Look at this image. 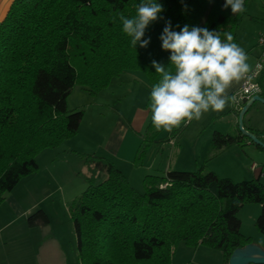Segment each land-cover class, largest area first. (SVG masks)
<instances>
[{"label":"trees","instance_id":"obj_1","mask_svg":"<svg viewBox=\"0 0 264 264\" xmlns=\"http://www.w3.org/2000/svg\"><path fill=\"white\" fill-rule=\"evenodd\" d=\"M140 2L11 0L0 22V205L24 177L39 173L41 152L58 148L79 133L85 112L67 106L77 85L96 96L125 72H141L150 85L146 108L151 115L145 133L139 134L143 143H169L186 129L187 120L161 136L149 109L152 88L162 79L152 61L175 73L170 52L162 49L160 40L165 22L170 20L177 32L184 25L229 32L238 44L247 0L246 11L236 15L223 8L225 0H157L163 5V18L146 29L148 47L135 48L123 32L119 14L132 18ZM260 2L264 11V0ZM233 111L239 116L240 111ZM245 128L264 144V129ZM247 144L264 152L238 125L234 133L215 131L200 168L146 175L143 192L108 159L82 155L87 188L69 206L80 263L173 264L182 243L218 250L222 264H229L234 250L253 243L241 232L238 218L246 204L261 206L256 227L264 236V185L261 175L243 182L222 178L207 163L233 146ZM147 146H141L137 160ZM27 224L45 226L49 218L38 209Z\"/></svg>","mask_w":264,"mask_h":264},{"label":"rangeland","instance_id":"obj_2","mask_svg":"<svg viewBox=\"0 0 264 264\" xmlns=\"http://www.w3.org/2000/svg\"><path fill=\"white\" fill-rule=\"evenodd\" d=\"M10 1L0 0V19H2L1 17L8 9ZM149 86V81L143 73L128 71L114 79L107 89L101 91L96 96H91L79 85L74 87L67 100L68 109L84 110L86 116L85 128L89 127V129L96 132L97 136L94 143L89 144L88 142L86 144L87 137L84 135L85 133L81 135L80 138L84 139V141L79 140L82 143L81 147L88 149L90 152L78 154V156L80 155L78 160L83 162L81 166L74 173L72 172L70 176L60 178L65 194L63 199L68 201L76 199L78 197L76 195H79L81 190L83 191L87 188V183L83 176L85 173V159L82 155H98L108 159L115 166L121 165L122 172L127 177L129 183L136 190L143 192V181L142 183L141 181L136 182L134 178L140 179L141 176L144 177L146 174L155 175V172L149 171L152 163L158 166L170 164L171 162V169H174L176 162V155L174 153H178V150L181 149V164L176 166L178 169L175 170L196 171L204 163L203 161L198 164L199 156L207 150L213 133L215 131L223 134L235 132L238 125V115L233 111V106L230 107L229 103H226L222 111L217 112L210 109L208 113L202 115L199 121L195 119L190 121L186 129L171 141L174 142L172 145L168 143H143L142 137L139 134L145 133V129L151 118L146 108ZM251 115H254L256 118L258 127L264 128V105L257 102L250 110L249 115L245 118V125L247 127L249 126L248 119ZM96 117L104 120L102 129H96L95 124L91 126L93 120H96L97 123ZM127 121L131 123V128ZM124 132L126 133L125 135ZM169 134L170 132L162 129L161 136ZM107 141H109L108 145ZM110 141H119L121 143L119 152H113L114 149L110 146ZM165 144L168 145L165 146ZM141 146H147V148L140 160H137ZM220 155L208 161L207 165L210 163L218 171L216 173L220 177L229 178L234 182L255 179L256 171L252 169V165H257V170L264 166V152L259 151L253 145L245 148L236 145L225 150ZM136 161L138 162L137 165L135 164ZM262 174H264V171ZM260 181L264 185V175L261 176ZM56 196L59 198L60 192ZM72 201L67 204L68 212L62 213V217L66 216L67 218L68 213L70 215L69 206ZM260 214L261 206L259 204H246L238 213V218L241 221V232L251 238L254 244L264 248V236L256 227V221ZM58 228L56 232L61 238L62 247L70 264H81L78 260L77 238L71 216L70 220H62L58 224ZM46 235L50 236L47 232L40 233L39 231H33L32 237L39 238ZM36 249L40 250V256L35 261L32 257L31 262L26 258L23 261L26 262L24 264H46V255L58 253V249L54 246L52 247L48 242H45L43 245L40 244L39 248ZM182 249H185L186 252L183 255L178 253L176 258L174 255L173 264L223 263V255L218 250L203 246L201 249H194L181 243L177 246L176 251L181 252L180 250ZM52 263L55 264L56 262L53 261Z\"/></svg>","mask_w":264,"mask_h":264},{"label":"clouds","instance_id":"obj_3","mask_svg":"<svg viewBox=\"0 0 264 264\" xmlns=\"http://www.w3.org/2000/svg\"><path fill=\"white\" fill-rule=\"evenodd\" d=\"M223 8H231L233 15L246 11L244 0H225ZM163 11V5L157 0H141L132 18L119 14L123 32L131 37L133 47L138 44L141 48L148 47L151 38L144 39L146 29L163 18L160 16ZM160 40L162 49L170 52L175 73L152 61L156 73L162 76L152 88L149 103L157 131L171 132L182 121H199L210 109L222 111L231 99L227 90L249 72L247 55L233 42L234 37L229 32L188 25L177 32L167 20Z\"/></svg>","mask_w":264,"mask_h":264},{"label":"crops","instance_id":"obj_4","mask_svg":"<svg viewBox=\"0 0 264 264\" xmlns=\"http://www.w3.org/2000/svg\"><path fill=\"white\" fill-rule=\"evenodd\" d=\"M6 12L1 17L2 19L4 18ZM247 14L248 15L242 20L238 30V46L241 47L247 55L246 62L249 65L248 73H251L254 70L257 59L261 54V49L258 46V38L261 34H264V11L261 8L260 0H247ZM2 19H0V22ZM261 78L262 92L260 95L264 98V72L262 73ZM243 81L244 77L238 82L234 81L227 90V95L231 97L234 92L238 91ZM227 103H229L230 107H232L231 99H229ZM255 105L256 103L253 104L251 109ZM249 112L245 115V118L247 115H249ZM85 118L86 116L81 123L79 133L75 137L65 141L56 149H47L38 155L37 162L40 166L39 173L24 177L18 183V185L7 194L4 203L0 205V264H24L26 262L23 261L26 258L29 262H31L32 257L35 261V259L40 256V250L36 248H39V245H43L45 242H48L52 245V247L54 246L58 249L57 254L49 253V255H46V264H54L52 263L53 261L56 262L55 264H70L69 259L67 258V255L62 247L61 238L56 231L59 229L58 224H60L62 220H70L69 213L67 218L66 216L62 217L61 214L68 212L67 204H69V202L74 199H70L69 201L63 199L65 194L63 185L60 182V178L64 176H70L72 172L74 173V171L78 170V168L83 163L81 160H78L80 156H78V154H86V152H90L88 149L81 147L82 143L79 142V140L84 141L83 138H80L81 135L85 133L84 135L87 137L86 144L88 142L89 144L95 142V138L97 136L96 132L89 129L87 126V128H85ZM96 119L97 123L96 120H93L91 126H94L95 124L96 129H102L104 120L98 119L97 117ZM248 121L249 128L254 130L264 129L258 127L254 115H251ZM125 134L126 133L124 132V135ZM210 142L211 139L209 144ZM106 143L108 145L109 141ZM120 144L121 143L119 141H110V146H112L114 149L113 152L120 151ZM168 144L172 145L174 142ZM168 144H165V146ZM249 145L250 144H247L245 147ZM208 149L209 146L207 150L199 156L198 164L205 160L209 153ZM181 153V149L178 150V153H174V155H176L174 169H178L176 166L181 164ZM116 166L122 171L121 165L118 164ZM207 166L208 168L210 167L212 171L214 170V172H218L214 166L210 165V163ZM171 168V162L170 164L158 166L152 163L149 167V171L155 172V175H164L166 171ZM259 175L262 176L264 174H260V171L257 170L256 177ZM144 177L141 176L140 179L134 178V180L136 182L141 181L142 183ZM84 191L85 190H81L79 195H76V197L80 196ZM58 192H60L59 198L56 196ZM38 209L43 210L47 214L49 218V224L31 228L27 224V218L30 214ZM33 231H39L40 233L47 232V234H50V236L46 235L40 236L41 238H34L32 237ZM201 248L202 247H199V249ZM180 251L181 252H178V250L176 251L175 258L177 257L178 253L183 255V253L186 252L185 249Z\"/></svg>","mask_w":264,"mask_h":264},{"label":"water","instance_id":"obj_5","mask_svg":"<svg viewBox=\"0 0 264 264\" xmlns=\"http://www.w3.org/2000/svg\"><path fill=\"white\" fill-rule=\"evenodd\" d=\"M257 102L264 105V98L260 95H255L242 107L238 116V128L241 133L250 139L254 144L264 148V144L259 141L256 135L245 128L244 123L245 115L248 110ZM229 264H264V248L254 243L247 244L243 248H238L231 254Z\"/></svg>","mask_w":264,"mask_h":264},{"label":"built area","instance_id":"obj_6","mask_svg":"<svg viewBox=\"0 0 264 264\" xmlns=\"http://www.w3.org/2000/svg\"><path fill=\"white\" fill-rule=\"evenodd\" d=\"M258 46L261 49V54L257 59L254 70L244 76V81L238 91L231 95L232 106L235 110L240 111L242 107L255 95H260L262 92L259 79L264 72V34L258 38ZM252 169L257 171L258 166L252 165ZM260 174L264 171V166L259 169Z\"/></svg>","mask_w":264,"mask_h":264}]
</instances>
